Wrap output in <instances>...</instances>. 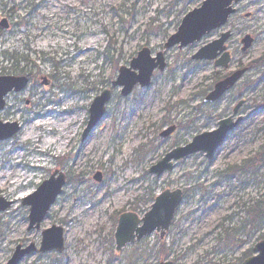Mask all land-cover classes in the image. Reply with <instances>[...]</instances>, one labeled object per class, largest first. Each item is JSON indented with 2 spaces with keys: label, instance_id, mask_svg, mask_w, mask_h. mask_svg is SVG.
Segmentation results:
<instances>
[{
  "label": "rangeland",
  "instance_id": "1",
  "mask_svg": "<svg viewBox=\"0 0 264 264\" xmlns=\"http://www.w3.org/2000/svg\"><path fill=\"white\" fill-rule=\"evenodd\" d=\"M204 1L0 0V23L9 24L0 28V77L30 80L5 98L0 111L2 123L21 128L0 142V199L13 203L0 213V264H8L19 246L32 245L37 251L19 264H242L259 243L264 222L251 229L246 208L264 197V69L249 72L216 104H205L204 98L216 76L264 56V0H244L224 29L234 31L230 70L193 59L219 38L218 31L165 51L166 70L154 73L151 86L123 97L112 85L142 49L153 57L164 52L185 16ZM245 35L255 44L241 54ZM106 90L113 92L106 116L82 141L89 109ZM241 101L243 122L212 160L200 153L174 163L159 178L149 173L173 149L216 130ZM34 128L39 137L25 142ZM171 128L175 132L160 139ZM47 138L55 145L44 157L39 153ZM246 162L257 166L222 175ZM55 173L66 177V186L41 229L30 231L24 200ZM98 174L102 182L95 180ZM167 190L183 191L184 200L165 238L155 232L117 252L120 216L143 218ZM223 223L241 229L235 240L222 234ZM54 226L64 230V251L40 253L43 232Z\"/></svg>",
  "mask_w": 264,
  "mask_h": 264
},
{
  "label": "water",
  "instance_id": "2",
  "mask_svg": "<svg viewBox=\"0 0 264 264\" xmlns=\"http://www.w3.org/2000/svg\"><path fill=\"white\" fill-rule=\"evenodd\" d=\"M243 0H206L199 9L189 13L184 20L178 32L171 36L165 44V51L174 47L183 49L195 42L201 41L205 36L212 32L222 29L227 25L232 15L236 13L234 6ZM3 29H9L7 20H3L0 24ZM231 38V32H225L218 40L203 47L195 56L198 61H215L217 68L227 69L231 61L230 54L227 52L226 43ZM242 44L244 48L242 53H246L252 48L254 39L246 36ZM166 68L165 56L163 53L152 57L148 48L143 49L130 64L129 68L122 67L119 71L117 80L113 82V87H120L121 95L128 97L131 95L136 86L141 88L149 87L154 72L159 70L163 72ZM246 70L238 71L225 80L217 83L214 90L206 97V103H215L219 101L228 91L241 80ZM29 84V80L25 77H1L0 78V111L5 108L6 96L14 92L24 90ZM112 99L110 90L104 91L97 97L89 111L90 120L86 130L84 131L82 140L85 141L90 133L97 128L106 115L107 105ZM240 105L235 109L234 116L223 120L219 123L217 130L208 132L195 137L191 144L174 149L167 154L159 163L150 169L151 175L161 177L166 172H170L174 168V162L186 159L198 153H204L206 158L211 160L215 153L225 142L227 136L235 130L242 119L234 120ZM18 124H3L0 122V141L12 138L19 133ZM175 132V128H171L160 138L165 140ZM55 173L48 181L44 182L37 191L26 200L24 205L30 207L29 230H40L41 224L47 218L51 208L55 205L57 199L62 194L63 187L66 184V178L61 174L58 178ZM98 182L102 181L101 174L95 177ZM183 202V191H165L156 198L151 210L141 219L135 213L124 214L120 217L118 227L115 234L116 250L121 252L128 245L142 241L149 235L157 232L161 239L169 231L174 220L177 209ZM13 205L0 199V213L6 212ZM42 243L39 249L40 253L57 251L62 253L65 249L64 230L60 227H52L43 232ZM37 248L32 245L26 249L19 246L8 264H19L23 258L36 252ZM255 256L248 258L242 264H264V240L259 242L254 248ZM161 264H174L173 262H164Z\"/></svg>",
  "mask_w": 264,
  "mask_h": 264
},
{
  "label": "trees",
  "instance_id": "3",
  "mask_svg": "<svg viewBox=\"0 0 264 264\" xmlns=\"http://www.w3.org/2000/svg\"><path fill=\"white\" fill-rule=\"evenodd\" d=\"M109 47L110 46H108V48ZM261 67H264V56L258 61H254L251 65V68H255V69L261 68ZM216 81H218V78L216 79ZM249 163L250 162H246V165L244 164L243 166L236 167V168H228L225 171V173L222 175H224V177L226 178H230L233 176H237V174H241V172L243 171L245 172L247 168L252 169L257 166V165L249 164ZM151 202H153V198L151 199ZM253 203H254L253 205L246 208V214H247V220H248L247 224L249 225L251 229L258 230L260 228L261 223L264 222V197L261 200L255 201ZM134 210L136 211L137 208ZM221 229L223 232L222 234H224L225 237H228L229 239L232 237L231 239H234V240H235V237H237L241 231V229H237V228L236 229L226 228L224 223L221 224ZM259 240L260 241L264 240V234L263 236L260 237ZM253 254H254L253 250H250L247 254L244 255V260L253 256Z\"/></svg>",
  "mask_w": 264,
  "mask_h": 264
},
{
  "label": "bare ground",
  "instance_id": "4",
  "mask_svg": "<svg viewBox=\"0 0 264 264\" xmlns=\"http://www.w3.org/2000/svg\"><path fill=\"white\" fill-rule=\"evenodd\" d=\"M36 126H37L36 128H39V127H41V126L43 127V125H39L38 123H36ZM36 128L31 129V130L27 133L26 137L24 138L25 142L34 141L37 137H39V135L35 134ZM54 145H55V141L52 140V139H48V138H47L46 141H45V145H44V147H43L42 149L44 150V152H49L48 149H49L50 147L54 146ZM63 147H64V144H60V145H59V151H60ZM18 179H19V178H18ZM22 179H24V178H22ZM24 180H26V178H25ZM18 182H19V180L16 181L17 184H18Z\"/></svg>",
  "mask_w": 264,
  "mask_h": 264
},
{
  "label": "flooded vegetation",
  "instance_id": "5",
  "mask_svg": "<svg viewBox=\"0 0 264 264\" xmlns=\"http://www.w3.org/2000/svg\"><path fill=\"white\" fill-rule=\"evenodd\" d=\"M228 70H230V68H229ZM238 70H239V69L237 68V69L234 70L233 72L226 73L225 75H226V77H227V76H230V75H232L235 71H238ZM249 70H250V69H249ZM244 104H245V102H244V101H241V102L237 105V106L240 105L239 110L242 108V106H243ZM237 106H236V107H237ZM236 107H235V108H236ZM235 108H234V109H235ZM239 110H238V111H239ZM233 111H234V110H233ZM240 114H241V113L239 112V115H240ZM240 117L243 119V117H242L241 115H240Z\"/></svg>",
  "mask_w": 264,
  "mask_h": 264
}]
</instances>
